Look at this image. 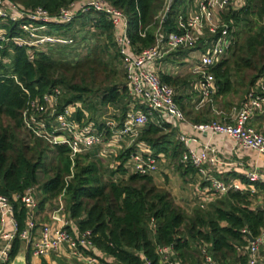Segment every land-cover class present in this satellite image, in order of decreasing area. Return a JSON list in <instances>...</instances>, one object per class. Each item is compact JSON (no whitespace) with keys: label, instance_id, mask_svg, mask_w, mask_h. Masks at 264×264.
I'll use <instances>...</instances> for the list:
<instances>
[{"label":"trees","instance_id":"16d2710c","mask_svg":"<svg viewBox=\"0 0 264 264\" xmlns=\"http://www.w3.org/2000/svg\"><path fill=\"white\" fill-rule=\"evenodd\" d=\"M10 1L24 11L41 8L56 16L76 0ZM104 1L125 15L127 35L135 52L154 46L158 35L179 33L177 18L184 14L186 5L183 0V8L178 11L179 0H174L165 13L166 0ZM221 20L229 26L232 44L225 56L209 69L216 84L212 103L188 113L194 125L229 115L264 79V0H243L241 6L221 14ZM76 21L81 29L93 30V44L82 59H69V50H75L76 42L73 46L49 47L47 52L33 48L27 51L10 43L0 50V195L9 199L17 223L10 262L20 250L19 234L26 220L25 209L13 196L38 188L41 195L38 208L62 198L65 214L76 229L91 231L94 248L103 255L97 259L102 262L159 264L156 249L170 247L180 264H205L202 250L214 264H247L248 256L240 254L238 249L248 245L242 231L252 239L264 231L263 184H254L256 194L229 191L205 208L195 207L188 213L174 204L168 192L157 189L151 176L130 174L125 169L130 153L142 144L154 157L162 155L164 164L172 166L181 178L195 176L192 167L181 163L184 148L177 139V127L163 118L153 114L135 142L114 154L115 167L108 171L107 180L103 179L100 168L101 147L77 155L71 161L66 147L51 146L24 129L22 113L27 103L56 88L61 93L58 111L74 105L75 120L91 124L98 131L104 129L107 121L121 126L134 103L120 69L121 57L111 24L93 12L79 16ZM74 26V22L64 27L52 26L48 34L70 38ZM4 29L9 39L22 36L14 25ZM203 42L199 40L194 49L204 51ZM192 50L173 53L166 61L183 64L181 59ZM158 76L174 89L175 102L185 113L177 91L192 87L195 76L192 79L161 73ZM108 108L114 113L106 121L101 112ZM137 108L146 113L143 106ZM213 108L221 114L215 115ZM105 137H110L109 131ZM50 154L52 165L47 163ZM40 173L46 175L43 183L39 180ZM242 184H245L243 178ZM259 195L263 207L253 204Z\"/></svg>","mask_w":264,"mask_h":264},{"label":"built area","instance_id":"2783aa9c","mask_svg":"<svg viewBox=\"0 0 264 264\" xmlns=\"http://www.w3.org/2000/svg\"><path fill=\"white\" fill-rule=\"evenodd\" d=\"M173 1L166 0L165 13L169 11ZM242 3L243 0H194L193 5L177 18L179 33L158 35L154 46L135 52L127 35L125 15L104 0H76L61 9L56 16H50L41 8L24 11L10 0H0V50L8 43L27 51L33 48L43 52L49 47L73 46L75 42L72 38L48 34L50 28L70 25L79 16L89 12L104 16L114 30V42L122 60L128 93L134 101L121 126L114 121H107L104 129L98 131L91 124L75 120L74 105L65 106L58 111L61 93L56 88L42 98L27 103L22 113L24 129L51 146L66 147L70 160L73 161L77 155L97 147L111 155L126 149L135 142L140 129L153 114L177 128L188 125L184 113L175 102L174 89L160 80L158 66L173 53L194 49L199 40L203 39L204 51H201L197 64L191 67V74L196 77L198 94L193 107L197 111L211 104L216 84L209 69L225 56L232 44L229 26L222 22L221 14L229 8L241 6ZM9 25L16 26L22 36L7 38L4 27ZM206 35L212 38L209 40ZM138 106H143L146 113ZM212 110L217 116L221 114L215 108ZM256 114H264V79L247 94L239 108L222 118V121L193 124L190 127L202 134L226 135L237 147L251 150L264 158V134L249 124ZM107 131L110 132L108 139L105 137ZM177 139L184 148L181 163L192 167L198 182L205 184L203 187L200 185L196 192L195 207L203 209L229 191L249 192L252 195L257 193L254 184L262 183V179L255 169L243 174L245 184H227L208 174L207 167H214L217 163L216 152L211 146L202 144L200 152L196 153L190 148L187 135L179 133ZM125 143L127 145L122 147ZM164 162L162 155L154 157L144 145L139 144L130 153L125 169L130 174L153 176ZM13 200L18 201L25 209V227L19 234V239L29 246L34 257L42 258L65 250L70 257L84 264H109L97 259L93 253L95 248L91 231L79 232L66 216L61 202L56 206L55 215L51 216V223L37 228L38 202L35 189L29 188L21 196H13ZM13 214L9 199L0 195V264L11 263V243L17 234ZM242 233L246 236L248 245L238 249V252L248 256L247 264H258L259 250L264 247V231L253 242L249 241L246 231ZM201 253L205 264H214L205 250ZM156 254L159 264H180L170 247H159ZM145 264L149 262L145 261Z\"/></svg>","mask_w":264,"mask_h":264},{"label":"crops","instance_id":"0c3cea01","mask_svg":"<svg viewBox=\"0 0 264 264\" xmlns=\"http://www.w3.org/2000/svg\"><path fill=\"white\" fill-rule=\"evenodd\" d=\"M194 3V0H186L185 5V11L188 7H191ZM202 50L197 51L200 57ZM191 55V54H190ZM188 57L189 55L181 60L184 63L188 64ZM168 64V61H164L161 65L164 66ZM183 63V64H184ZM171 64V63H170ZM160 65V66H161ZM194 65L191 63L189 66V71L191 74V67ZM158 69H160L158 67ZM163 71L162 69H160ZM194 76L193 74H191ZM172 77H182V76H172ZM184 77V76H183ZM196 80V77L194 81ZM191 86H188L187 88L181 89V91H177V96H180L182 98L181 104L185 108V117L188 122V125H182L179 128H177V136L179 133H184L188 136L190 139V148L196 152L199 153L201 150L202 144H207L211 146L215 152H216V165L214 167H207V171L209 176L219 179L227 184H242V178L243 174H245L247 171L251 169H255L257 173L260 175L262 179V183L264 185V158L258 156L255 152L248 150V149H242L237 147L236 143L229 138L226 135H212L211 133L202 134L194 131L190 126L193 125L190 121V116H188L189 112H192L194 110L193 103L197 99V86L196 81L192 85V91L188 90V88ZM181 109V108H180ZM195 111V110H194ZM224 117L226 114L223 115ZM223 117V118H224ZM222 121V119H219ZM250 126H252L254 129L261 131L264 134V114H256L254 115L249 122ZM177 173V172H176ZM157 174V173H156ZM154 174L152 179L153 181H157L156 176H159L158 174ZM160 174V173H159ZM156 175V176H155ZM178 175V181L179 184H181L182 189L185 193L183 196L180 195L182 198H187L188 200V206L190 209L195 208V199H196V192L199 190V187L201 185L200 182L196 179V177H189V178H181L180 175ZM158 182V181H157ZM178 196V197H180ZM254 206L256 207H263V200L262 196H258L256 200L253 202ZM48 203H46L43 208L37 209V228H39L41 225L50 224L51 223V216L55 215L56 207L52 208V213L48 210ZM24 243V245H23ZM93 253L96 257H103V255L97 251L96 249L93 250ZM92 253V254H93ZM18 256H20V259H25V263L28 264V257L31 260V264H41L42 261H44L46 264H84L83 262L73 259L69 256V254L65 250H60L57 253L50 254L46 257L38 258L34 257L31 253V250L29 246L22 242L20 250L18 252ZM108 260V259H107ZM11 264V263H10Z\"/></svg>","mask_w":264,"mask_h":264},{"label":"rangeland","instance_id":"374dc122","mask_svg":"<svg viewBox=\"0 0 264 264\" xmlns=\"http://www.w3.org/2000/svg\"><path fill=\"white\" fill-rule=\"evenodd\" d=\"M183 5V0H179L177 1V9L178 11L183 8L181 7ZM79 22V21H78ZM78 22L75 20L74 24L75 26L73 27V30L70 31L69 33V37L72 38L74 40V42L77 43L78 46L74 47V49L72 50H67L69 52V59H73L74 57L76 59H82L86 56V52L87 50L92 46V33L93 30L91 28H84L81 29L78 24ZM83 41V42H82ZM81 43V45H79ZM48 49L44 50V52H47ZM191 54V55H190ZM188 64L190 65L191 63L193 64H197L198 60H199V54L197 53V50H192L191 52H188ZM184 59V58H183ZM181 59V60H183ZM163 63V62H162ZM182 63V61H181ZM184 63V62H183ZM187 63L184 64H180L179 61H177L175 64H170L168 62V64L166 63V65L164 66H158L160 69H162L163 71H161L160 69L157 70V73H161V74H165V75H170V76H184L185 78H190L192 79V75L190 74L189 71V66ZM120 69L123 72L124 75V70H123V64H122V60L120 62ZM193 79H195V77H193ZM125 80V79H124ZM188 90L192 91V88L189 87ZM181 91V89L179 90ZM193 91H192V95L193 96ZM233 111V110H232ZM100 113V112H99ZM114 110L112 108H108V109H103L101 114L103 116V119H106V121L108 120L107 117L113 115ZM228 116V115H227ZM106 117V118H105ZM213 121H221L219 119L213 120ZM125 144H122V147ZM125 149V148H123ZM99 158H100V168H101V172L103 174V179L107 180L108 177V171L112 168L115 167V162H114V155H111L110 153L106 152L105 150H99ZM118 153V151L116 152ZM47 163L48 164H53V160H52V155L50 154L47 158ZM160 173V174H159ZM159 176H156V175ZM155 176L157 178V181H153L155 187L157 189L160 190H164L166 192L169 193V195L171 196L174 204L178 207H180L181 209H183L186 212H191L192 209H190V207L187 205L188 204V199L186 198H182L180 195H184L185 193L184 190L182 189L181 184H179V179H178V175L176 173V171L173 169L172 166L168 165V164H163L160 165L159 171ZM153 178V177H152ZM46 179V175L43 173L39 174V180L41 183H43ZM180 196V197H178ZM35 197L37 199V202H40L41 199V195L39 194L38 188H35ZM61 202L64 209H65V202L63 201L62 198H58L57 200H53L48 202V210L52 213V208L58 206V203ZM24 245V243H23ZM258 264H264V247L261 248L259 250V261Z\"/></svg>","mask_w":264,"mask_h":264},{"label":"water","instance_id":"95a60500","mask_svg":"<svg viewBox=\"0 0 264 264\" xmlns=\"http://www.w3.org/2000/svg\"><path fill=\"white\" fill-rule=\"evenodd\" d=\"M249 241H250V242H253L254 240H253L252 238H250ZM11 264H26V263H25V259H23V258L20 259V256L17 255V256L12 260Z\"/></svg>","mask_w":264,"mask_h":264}]
</instances>
